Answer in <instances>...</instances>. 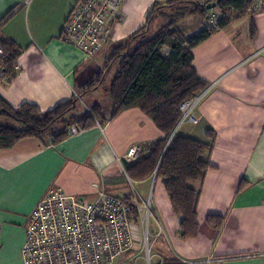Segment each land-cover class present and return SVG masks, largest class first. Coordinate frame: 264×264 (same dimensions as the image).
Returning a JSON list of instances; mask_svg holds the SVG:
<instances>
[{"label": "crops", "instance_id": "obj_1", "mask_svg": "<svg viewBox=\"0 0 264 264\" xmlns=\"http://www.w3.org/2000/svg\"><path fill=\"white\" fill-rule=\"evenodd\" d=\"M124 1L112 40L87 57L63 38L78 0H0V20L6 17L0 35L22 50L15 76L0 81L7 103L19 107L30 102L49 111L70 100L104 65L99 55L108 54L104 63L108 49L137 31L153 5L165 0ZM178 23L187 35L206 24L199 15ZM193 54L209 86L195 109L198 122H185L177 132L213 143L198 202V236L181 239L180 216L161 179L133 180L127 174L128 148L141 144L147 150L163 136L147 114L133 108L58 143L29 136L0 150V264H24L29 215L52 189L94 198L97 183L125 198L131 195V182L146 192L151 181L157 217L151 242L160 260L155 264H264V7L252 6L248 14L218 28ZM242 180L249 184L238 191ZM210 214L224 215L222 228L207 223Z\"/></svg>", "mask_w": 264, "mask_h": 264}, {"label": "trees", "instance_id": "obj_2", "mask_svg": "<svg viewBox=\"0 0 264 264\" xmlns=\"http://www.w3.org/2000/svg\"><path fill=\"white\" fill-rule=\"evenodd\" d=\"M258 1L261 0H165L155 3L141 27L113 45L112 54L102 68L84 85V91L70 100L43 111L38 104L30 102L11 106L0 94V116L16 122L13 125L0 123V150L11 148L29 136L47 144L58 143L69 136L73 124L86 130L97 123L105 124L123 110L138 108L154 121L163 136L135 161H124L125 170L133 180L148 178L157 171L156 180L163 181L171 205L180 216L181 239L197 237L200 230L198 202L202 182L211 166L209 154L213 143L178 132L172 136L182 117L181 103L209 86L194 66L193 49L218 28H225L234 19L248 14ZM213 2L217 5L208 9L207 5ZM174 6H178L176 15L168 16L170 20L166 24L158 25L160 17L167 18L162 8ZM213 9L218 12V25L214 28L209 27L207 21ZM189 15H199L206 24L201 31L187 35L178 22ZM0 43L4 47L1 58L6 67L4 78L11 79L16 74L22 50L12 39L1 35ZM116 62L115 75L106 88L111 100L110 112L107 113L99 101L87 106L82 113L78 112L82 96L99 88ZM209 133L213 135L210 130ZM248 184L242 180L237 190H245ZM224 220V215L216 214L206 219L217 229L222 228Z\"/></svg>", "mask_w": 264, "mask_h": 264}, {"label": "built area", "instance_id": "obj_3", "mask_svg": "<svg viewBox=\"0 0 264 264\" xmlns=\"http://www.w3.org/2000/svg\"><path fill=\"white\" fill-rule=\"evenodd\" d=\"M124 0H78L64 26L63 38L92 57L112 40V25L121 19ZM262 9V0L254 5ZM218 12L213 9L209 27H217ZM4 47L0 43V81L6 67L1 62ZM194 94L179 106L185 122L197 123L196 106L205 97ZM83 130L76 124L69 136ZM146 151L141 144L131 145L125 157L135 161ZM157 176V171L153 174ZM129 182H131L128 177ZM95 197L71 194L61 187L45 195L29 215L22 246L24 264H138L141 256L151 264L153 235L150 219L157 220L152 193L148 200L131 182V195L122 198L109 193L102 184L95 183ZM138 226L143 233L138 232ZM163 230L160 228L161 234Z\"/></svg>", "mask_w": 264, "mask_h": 264}, {"label": "rangeland", "instance_id": "obj_4", "mask_svg": "<svg viewBox=\"0 0 264 264\" xmlns=\"http://www.w3.org/2000/svg\"><path fill=\"white\" fill-rule=\"evenodd\" d=\"M262 6H264V2H262ZM177 7L178 6H174L173 8H170V9H167V8H162L160 11H162L163 15L167 16V18H162L160 17L157 21L158 25H163V23L166 24L167 21H169V17L170 15L174 16L176 15V11H177ZM176 10V11H175ZM109 52L111 51V54H112V48H109L108 49ZM106 51L103 52L101 54V56L99 55V60H101V65H103V60H105L106 58ZM108 55V54H107ZM110 55V54H109ZM118 65V62H116L111 70L108 72V75L106 77V80L104 81V83H102L101 85H99L98 89H96V91H91V95H89L90 97L86 96L84 101L81 102L80 104V107L78 108V112L82 113L84 111V109L87 107V106H90L88 105V101H94L96 99H98V101L104 106V110L109 113L110 111V105H111V100L109 99V95L106 91V88H108V85L109 83L111 82V80L113 79L114 77V73L116 72V69H117V66ZM85 87V86H84ZM85 89V88H84ZM84 89L80 90L78 93L80 92H83ZM95 103V102H94ZM92 105V104H91ZM0 123H4V124H8V125H13L15 124L16 122L14 120H12L11 118H8L7 116H0ZM152 181L149 183V188H147V191L146 192H142L141 191V188H140V185H136L138 187V189L140 190L141 194H143V197H144V200H148L149 199V196L151 195V191L153 193V189H154V186L152 185ZM136 187V188H137ZM149 229L150 230H153V231H156V224H155V219L154 218H151L150 219V223H149ZM138 232L140 233H143V230L141 229L140 226H138L137 228ZM152 231V232H153ZM153 237L151 236L150 237V242L152 241ZM151 264H155V263H158L160 260L157 258L156 254H155V247H154V244H152V248H151ZM138 264H146V258L141 256L140 259L138 260Z\"/></svg>", "mask_w": 264, "mask_h": 264}, {"label": "water", "instance_id": "obj_5", "mask_svg": "<svg viewBox=\"0 0 264 264\" xmlns=\"http://www.w3.org/2000/svg\"><path fill=\"white\" fill-rule=\"evenodd\" d=\"M217 5V3L216 2H213V3H211V4H208L207 5V8L208 9H212L213 7H215Z\"/></svg>", "mask_w": 264, "mask_h": 264}]
</instances>
